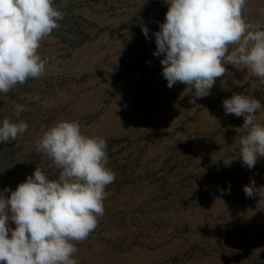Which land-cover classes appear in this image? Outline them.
Returning a JSON list of instances; mask_svg holds the SVG:
<instances>
[{
  "label": "rangeland",
  "instance_id": "rangeland-1",
  "mask_svg": "<svg viewBox=\"0 0 264 264\" xmlns=\"http://www.w3.org/2000/svg\"><path fill=\"white\" fill-rule=\"evenodd\" d=\"M54 4L63 19L38 49L47 71L0 94V121L29 125L0 144V190H15L36 166L57 179L60 169L35 141L59 120H78L85 134L107 140L116 175L97 228L74 242L78 264H264V200L244 191L252 181L264 186V157L252 169L239 158L224 164L245 133L244 117L222 105L234 93L264 105V85L228 64L204 98L184 83L167 87L163 55H153L164 0ZM245 15L264 25V0H248ZM14 102L25 106L19 117Z\"/></svg>",
  "mask_w": 264,
  "mask_h": 264
},
{
  "label": "clouds",
  "instance_id": "clouds-1",
  "mask_svg": "<svg viewBox=\"0 0 264 264\" xmlns=\"http://www.w3.org/2000/svg\"><path fill=\"white\" fill-rule=\"evenodd\" d=\"M164 2L168 10L153 33V55H163L167 87L184 83L194 97L204 98L216 78L225 76L228 64L246 69L264 85V25L246 19L248 0ZM62 19L54 0H0V94L47 71V59L38 49ZM142 32L149 38L147 26ZM14 104L19 117L25 106ZM222 105L226 115L244 117L238 129L245 133L238 149L231 151L235 155L223 159L224 164L230 166L239 158L252 169L264 157V122L258 120L264 105L243 93H234ZM28 128L24 120L3 119L0 144L16 140ZM35 148L60 169L59 176L50 179L36 166L15 190L7 186L0 190V264H78L74 242L86 240L97 228L105 213V189L116 179L107 167V140L85 134L78 120H59L42 131ZM244 191L264 200V186L255 187V181Z\"/></svg>",
  "mask_w": 264,
  "mask_h": 264
}]
</instances>
